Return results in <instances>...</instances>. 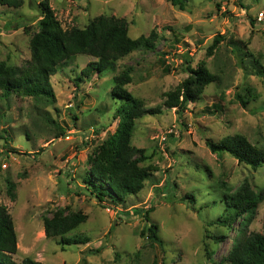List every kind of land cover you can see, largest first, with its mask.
Wrapping results in <instances>:
<instances>
[{
    "label": "rangeland",
    "instance_id": "rangeland-1",
    "mask_svg": "<svg viewBox=\"0 0 264 264\" xmlns=\"http://www.w3.org/2000/svg\"><path fill=\"white\" fill-rule=\"evenodd\" d=\"M43 1L23 0L20 8L0 4V62L22 67L30 60ZM48 1L64 29L116 16L128 21L131 38L152 31L160 38L155 50L135 51L102 75L84 76L95 58L77 55L51 78L53 102L0 96V203L18 236L13 260L229 264L240 231L264 234V202L250 223L235 220L222 182L233 191L245 182L264 192V165L255 170L228 153L213 154L206 143L242 135L264 149V0H190L184 11L168 0ZM219 35L225 40L209 55ZM187 61L193 68L206 63L217 81L179 114L164 107L165 94L188 77ZM128 69L132 83L126 90L161 113L138 120L132 139L148 156L142 166L155 168L151 178L141 193L117 205L108 198L101 202L84 178L96 145L118 127L114 114L121 101L112 97L113 78ZM57 211L85 213L87 221L66 237L90 242L66 245L46 237L43 218ZM219 219H227V227ZM152 224L159 226L162 246L141 236Z\"/></svg>",
    "mask_w": 264,
    "mask_h": 264
},
{
    "label": "trees",
    "instance_id": "trees-1",
    "mask_svg": "<svg viewBox=\"0 0 264 264\" xmlns=\"http://www.w3.org/2000/svg\"><path fill=\"white\" fill-rule=\"evenodd\" d=\"M23 0H0V4L13 8H20ZM171 5L184 11L190 0H168ZM41 18L38 30L30 38L31 58L22 67L10 66L7 62H0V96L8 99L11 95L33 98L36 100L53 102L55 98L51 78L57 74L58 68L67 64L77 55H87L95 58L83 70L82 74L91 73L102 75L107 70H114L118 60L138 50L153 51L159 41L156 31L149 36L133 39L129 36V23L125 18L101 15L92 20L84 29L72 27L64 29L49 1L44 0L38 5ZM225 40L223 35L217 36L208 48L211 55ZM166 62H162L165 65ZM185 70L188 77L174 90L165 94L164 107L175 109L179 114L184 113L190 104L200 101L208 86L217 81L207 64L200 62L197 68L187 61ZM112 97L120 100L121 106L114 114L119 119L118 127L113 134H109L88 158L89 169L84 183L97 194L103 202L111 200L114 204L122 205L127 198L138 195L145 187L152 175L153 166H142L147 160L146 151L132 145L137 121L147 115L161 113V108H147L144 101L126 90L132 83L131 70L114 76ZM251 93V92H250ZM243 105L246 102L242 101ZM207 147L213 154L228 153L239 163L251 166L253 169L264 165V149L252 145L242 135H229L220 141H207ZM222 187L228 191L227 206L235 209V220L244 217L250 223L257 213L258 207L264 202V192H257L249 183H243L235 191L222 182ZM14 185H9V194H13ZM189 198L194 199L189 195ZM148 210L146 221L150 222ZM88 216L83 212L57 211L53 218L44 216L46 237H60L61 243L66 245L88 244L86 237H66L72 230L85 223ZM216 223L228 224L227 219H219ZM14 220L8 208L0 203V264H44L34 259L26 258L21 263L13 260L18 252V236ZM159 226L150 225L142 230L141 236L147 235L154 243L163 245L159 237ZM242 232V233H241ZM240 231V237L228 256L229 264H264V234H245ZM225 238H217V242Z\"/></svg>",
    "mask_w": 264,
    "mask_h": 264
}]
</instances>
